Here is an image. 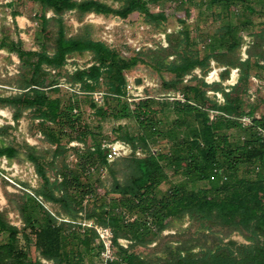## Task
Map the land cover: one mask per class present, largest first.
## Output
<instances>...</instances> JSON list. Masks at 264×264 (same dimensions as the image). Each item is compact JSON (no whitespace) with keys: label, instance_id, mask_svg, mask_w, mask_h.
<instances>
[{"label":"trees","instance_id":"trees-1","mask_svg":"<svg viewBox=\"0 0 264 264\" xmlns=\"http://www.w3.org/2000/svg\"><path fill=\"white\" fill-rule=\"evenodd\" d=\"M33 1L40 8L34 17L38 23L36 48L26 49L21 38L13 39L7 33L0 35V48L14 52L20 63L16 82L19 91L0 94V106L11 110L15 124L27 109H32L31 118H41L36 127L54 147H38L23 141L0 146V155L9 159L21 156L30 161L41 179L34 194L56 204L55 213L67 216L70 221H58L28 192L5 190L8 203L20 215L23 225L18 227L11 223L7 210L0 209V234H6L0 242V264H47L41 258L49 264H73L67 249L70 238L87 250L94 248L97 232L93 228L82 232L75 228H80L76 221L82 217L83 200L88 194L99 195V201L85 210L84 217L110 226L120 257L107 264H264V164L260 170L254 169V165L264 159V142L259 141L254 130L256 124L264 125V116L246 127L237 119L245 112L249 89L255 94V103L249 105L248 112L255 110L258 101H263L264 105V92L251 79L253 69L264 68L259 64L264 56V25L250 34L248 57L242 60L235 54L241 41L238 25L227 21L222 31L204 38L207 43L200 49L198 39L190 35L191 28L183 14L147 9L149 4L167 1L176 4L175 9L182 7L187 14L191 0H114L120 3L118 7L103 0ZM205 1L210 8L218 7L219 15H224L237 4L253 11V3L263 0ZM3 5L0 3V7ZM5 5L11 6L12 2ZM67 11H75L80 21L91 12L126 18L133 11H140L145 13L147 22L156 24L174 14L182 28L166 34L167 46L139 50L137 58L129 60L104 41L93 38L90 24H82L70 34L63 16ZM10 15L16 26L15 17L19 12L13 10ZM86 51L92 54V63L77 68L67 75L68 79L80 82L83 90H92L103 75L108 89L104 103L98 105L90 96L89 106L99 119L133 118L138 132L128 134L118 126L116 136L128 141L134 149L146 150L143 157L131 154L109 164L99 146L100 140H95L94 150L87 146L78 161L68 166L67 143L72 139L85 142V135L92 130L80 110L73 113L76 103L71 95L74 94L65 89L68 94L63 97L60 94L63 88L49 79L46 67L61 68L69 56ZM210 58L220 65L239 68L237 82L223 92V104L206 94L209 85L203 77L193 76L190 80H196L193 84L183 82V76L194 67L205 74ZM138 61L169 74L161 79L162 93L179 89L189 101H169L143 94L131 106L124 98L125 74L132 71ZM228 74L226 68L220 75L225 79ZM210 87L222 90L219 82ZM164 105L175 115L170 121L165 118ZM209 109L222 113L210 119ZM11 127L10 124L1 126L0 134ZM158 141L167 150L151 153L149 143ZM91 164L106 165L108 186L104 181L106 177L95 178L94 173L87 171ZM168 170L179 175L180 180L161 190V184L169 179ZM49 171L55 174L53 179ZM57 174L61 175L60 180ZM198 182L203 184L197 186ZM122 210L135 218L124 221ZM185 218L191 225L197 223L194 231H190V224L181 227ZM170 228H177L175 233L182 236L160 241L164 237L162 231ZM234 232L246 242L230 238ZM118 237L132 239L130 248L121 247L116 240ZM225 238L228 239L224 241ZM152 241L156 248L151 252L144 254L135 250L136 245ZM101 246L99 242L95 246L98 253ZM96 264L103 263L100 260Z\"/></svg>","mask_w":264,"mask_h":264},{"label":"rangeland","instance_id":"rangeland-1","mask_svg":"<svg viewBox=\"0 0 264 264\" xmlns=\"http://www.w3.org/2000/svg\"><path fill=\"white\" fill-rule=\"evenodd\" d=\"M103 1L111 4L113 7H118L120 5L118 1L114 0ZM7 2H12V5L6 6L5 4ZM0 3L4 4L2 7H0V35L2 33H7L13 39L21 38L22 45L26 49L36 48L35 32L38 28V23L36 19H34V17L35 14H38L40 11L39 5L33 0H0ZM175 5L174 3L169 4V2L164 1L157 4H149L147 6V9L149 11H157L163 9L167 12L171 11L172 13H174L175 11L179 14H183V18L186 20V22L191 28L190 35L191 37L198 39L197 47L200 49H202L203 46L207 43V41H204V38L214 36V34H217V32L222 31L221 28H223V24L229 21L231 22V24H236L239 26V34L241 36V41L236 49L235 54L242 57V44L244 42L243 35L247 36V38L249 37L250 39H252V36H250L249 34L255 33L261 28V26L264 25V0L262 2L260 1L253 3V11H250L244 8L242 5L237 4L229 14L224 15H219L218 7L210 8L209 4L205 0H191V4L188 6L187 14L183 13L182 7H178L175 9ZM13 10H17L19 12V15L15 17V20L17 22L16 26L13 25L12 17L10 15V12ZM47 15L50 16L51 12L49 11ZM63 16L64 21L68 27V32L70 34L75 33L77 31V28L82 24H90V34L93 38L104 41L108 46L119 52L121 56L129 60L137 58L136 52L139 50H144L146 48L154 49L158 46H164L161 43L163 38L162 34H165L168 28H171L172 30L169 34L174 31L176 32L177 30L175 29V25L178 24V21L174 14H171L167 18V20L161 24L149 23L146 21L145 13L140 11H133L126 18H120L113 14L102 15L91 12L85 14L81 21L79 20L78 15L75 11H67L64 13ZM178 31H180V29ZM165 41L168 44V40L165 39ZM202 53L203 52L201 51V54ZM211 60L214 59L210 58L208 70L211 68ZM92 61V54L86 51L83 54H73L69 56L64 65L61 68H55L54 72L50 69L46 70L48 71L49 79L55 80V82H57V85L59 86L60 83H73L68 79L67 75L76 70L75 68H82L84 66H87L91 64ZM214 62L217 65H220L216 62V60H214ZM19 64V59L14 52H8L5 49L0 48L1 95H10L18 91V89H15V87L17 84V76L19 73ZM231 67L227 68L229 69ZM251 74H256L257 76L264 78V68L258 67L256 69H253ZM125 76L126 83L124 88V98H127V100L131 103L132 106V102L136 101L143 94H150L152 96L162 98V95H164L165 93H162L163 90L160 87V82L162 78L168 77L169 74L165 73L164 71L158 72L157 70L152 69L146 63L138 61L132 71H128ZM225 79H222L221 77L222 81H224ZM190 80L187 83L193 84L196 81ZM94 86L95 87L92 90H84L85 93L83 94L73 93L74 95H71L72 99L76 103L75 107L78 111L80 110V113L83 115L86 124H88L89 128L92 130V133H87L85 135V144L88 146L92 145L95 143V140H101L102 138H118L116 136L118 126L121 127V131L126 132L128 134L134 135L135 133H137L138 127L133 118H97V116L93 112L94 110L91 109L89 106V97L92 96L93 92H107L108 89L107 85L105 84L103 75L102 80L95 83ZM127 86L129 87L127 88ZM62 88L63 93L60 92V94H62L64 97L68 93L64 91V87ZM248 103L249 100L245 99L246 108H249ZM262 103L263 101H258L257 105L255 104V110H259L261 106L263 110ZM163 111L164 115H166L165 118L167 121H170L175 117V115L171 111V108H168L167 105L163 106ZM33 112L34 111L32 109H27L23 113L17 124L14 123V125H11L12 127L8 128L5 133L0 134V146H3L5 144L22 143L23 141L27 142L26 137L35 136V134L40 131L35 124L39 122L41 118L32 119L31 116ZM3 113L10 114L12 118L11 110L7 107L0 106V127L7 124L2 121ZM3 120L7 119L4 117ZM42 135L44 139V134L42 133ZM42 143L43 145L41 147H54V145H51L46 141H43ZM158 143L159 141L149 143L150 147L153 148V151L157 152L158 150H167L166 146H161ZM11 160L19 163L21 166H24V162L26 161L21 156L14 157ZM65 160H67V158H65ZM25 170L26 169H24L23 172L17 174L18 182L21 185L27 188H32L34 190V188H36L41 182V179L38 176L37 182L34 183V181H32L31 176L28 173H25ZM167 172L169 175V179L165 183L161 184V190L167 189L170 184L177 183L180 180L179 175H173L169 170ZM49 174L51 175V179H53L55 174H53L52 171H49ZM94 174L95 175H93V177L95 178L97 176L103 179L106 177L104 179L106 185L108 186L110 184V180L107 178L106 173L104 174V172H102L100 174ZM251 174L253 175L254 173L251 172ZM31 181L33 183H31ZM202 184V182H198L197 186H200ZM191 186L192 184H189V187ZM5 190L12 193H18L23 190L11 189V186L7 182L2 180V178H0V209L7 210V218L10 220V222L17 225L18 227H21L23 223L20 218V215L16 211L12 210L10 204L8 203L5 197ZM98 201L99 195H89L85 203L83 201L85 209L81 211V216L85 215V210L96 206L95 203H98ZM48 205L52 211L56 212V204L48 203ZM84 218L90 219L87 217ZM80 219L83 218H79V220ZM189 224L190 221L185 218L184 221L181 223V227H186ZM197 226V223L192 224L190 227V231H194ZM75 228L78 229L79 232L81 231L79 227L76 226ZM170 229L176 231L177 228ZM162 234L164 237L161 238L160 241H163L165 239H177L178 237L182 236L177 235L175 232L164 233L162 231ZM5 237L6 234L1 233L0 242L3 241ZM230 238L238 242L245 241L236 232L231 234ZM227 239L228 238H225L224 241ZM152 242L147 245H136L135 250L147 254L156 248L155 244L150 245L152 244ZM96 244H98L97 239L93 243L94 248L87 250L84 245L76 243L74 239L70 238L67 244V249L71 253L73 264H96L100 260H102V256L99 255L100 252L98 253V248L95 247ZM77 252H79V254ZM78 258L81 259L79 260Z\"/></svg>","mask_w":264,"mask_h":264},{"label":"built area","instance_id":"built-area-1","mask_svg":"<svg viewBox=\"0 0 264 264\" xmlns=\"http://www.w3.org/2000/svg\"><path fill=\"white\" fill-rule=\"evenodd\" d=\"M181 28H182L181 23H178L177 25H175L176 30H179ZM171 31H172L171 28H168L165 34L164 33L162 34V37H163L162 42H161L162 45L164 46L167 45L165 41L166 33H170ZM243 39H244V42L242 44V57H240L242 60L248 57L247 48L252 42V39H250L249 37L247 38V36H244V35H243ZM259 60H260V64L264 66V56ZM210 66L211 68L205 74L202 73L199 67H194L190 72L186 73L183 76V82L184 83L189 82V80L193 76L203 77L204 81L209 85V87H207L206 89V94L212 97L218 104H223L225 101L223 92L229 91L231 86H233L237 82V79L239 76V68L238 67L229 68L228 77L224 81H222L220 74L223 70L227 68V66L217 65L214 62V60H211ZM46 69H50L53 72L55 71V68H52V67H46ZM251 79L254 81V83H256L260 91L264 92V78L259 77L256 74H251ZM101 80H102V76L98 78V82ZM87 82H93V81L90 79H87ZM216 82L221 83L222 90H217V89H213L212 87H210L211 84L216 83ZM59 86L64 87L70 93H77V94L85 93L80 82L60 83ZM128 87L129 86H127V88ZM15 89H18V88L15 87ZM104 93L105 92H93L92 97L94 98V100L97 102L98 105H102L104 103V95H105ZM162 98L167 99L169 101H174V100H178L180 102L189 101L186 99L184 92L179 89L167 92L166 94L162 95ZM246 99L249 100L248 105L255 103V94L252 89H249L248 94L246 95ZM261 107L259 108V110L258 109L254 110L252 113H249L248 112L249 108H246L245 112L237 117L241 126L243 127L250 126L253 124L254 119H258L261 116H264V105H263V110ZM77 112H78L77 108L74 107L73 113H77ZM220 113L222 112L219 110H215V109L208 110V116L210 119H214ZM4 117L7 120H3ZM3 118H2V121L4 123L14 125L15 122L13 118H11L10 114L3 113ZM254 130H255V134L258 137L259 141L264 142V125L256 124L254 126ZM26 140L29 144L35 145L38 147H41L43 145L42 142L45 141L43 139V135L41 131H38L37 134H35V136L26 137ZM87 146L88 145H86L84 141L78 140V139H72L67 143L68 151H67L66 162L68 163V166L72 167L78 161L79 155L83 154ZM99 146L104 151L105 160L109 164L118 158L126 157L131 154H135L138 157H143L147 153L146 150L140 147H137L134 149L128 141L121 139V138H113V139L102 138L99 141ZM88 147H90V149L92 150L95 149L94 145H89ZM152 149L153 148L151 147L149 149L151 153L156 152V151H153ZM24 163H25L24 166H21L19 163L9 159L6 155H0V178L4 179L9 184L11 186V189L13 190L20 189L34 196L41 204H43L57 218L58 221H62V220L70 221V219L67 216L62 215V214L57 215L54 211H52L49 208L48 202H46L42 198V196L34 194L32 188H27L18 182L17 174L20 172H23L24 169H26L25 173H28L31 176L32 181H34V183L37 182L38 180V174L35 170L34 165L28 160H26ZM263 164H264V159L262 160V162H257L254 165V169L260 170ZM87 171L91 173H96V174L97 173L100 174L104 172L105 174L107 173V167L104 164H98V165L91 164L88 166ZM56 177L58 180L62 178L60 174H57ZM32 181L31 183H33ZM30 187H34V186H30ZM88 197H89V194L85 196L83 200L84 203L88 199ZM122 214L124 215V221L126 222L132 221L135 218V215L130 216L127 212L123 210H122ZM81 218L83 219L79 220L78 218V221H76L80 223L81 231H83L85 228H93L97 232V241L102 244L100 251H99L100 252L99 255L102 256L101 262L103 264H107L109 261L120 259V257L117 254V248L113 244L114 235H113V232L110 226L99 224L92 219H85L84 216H82ZM147 225L151 226V222L147 221ZM163 232L173 233L175 231L173 229H165L163 230ZM116 240L118 244L125 249H129L133 242L132 239L127 238V237H118ZM153 244H155V241H153L152 244L150 245H153ZM114 248H115V251H114ZM41 261L49 264V261H47L44 258H41Z\"/></svg>","mask_w":264,"mask_h":264},{"label":"crops","instance_id":"crops-1","mask_svg":"<svg viewBox=\"0 0 264 264\" xmlns=\"http://www.w3.org/2000/svg\"><path fill=\"white\" fill-rule=\"evenodd\" d=\"M48 203H50V202H48ZM51 204V203H50Z\"/></svg>","mask_w":264,"mask_h":264}]
</instances>
